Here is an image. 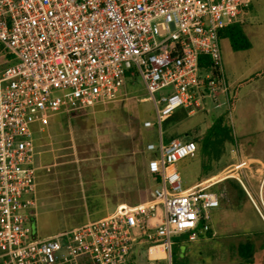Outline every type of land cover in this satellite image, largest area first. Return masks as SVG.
I'll return each instance as SVG.
<instances>
[{
    "label": "built area",
    "instance_id": "2783aa9c",
    "mask_svg": "<svg viewBox=\"0 0 264 264\" xmlns=\"http://www.w3.org/2000/svg\"><path fill=\"white\" fill-rule=\"evenodd\" d=\"M248 8L247 0H0V264H174L175 236L194 242L200 226L212 232L214 188L226 177L185 187L178 164L196 157L197 144L166 143L162 125L180 108L204 110L208 98L231 106L220 37ZM135 76L156 111V123L144 122L158 132L146 146L158 183L151 199L39 238L33 127L116 102Z\"/></svg>",
    "mask_w": 264,
    "mask_h": 264
},
{
    "label": "rangeland",
    "instance_id": "374dc122",
    "mask_svg": "<svg viewBox=\"0 0 264 264\" xmlns=\"http://www.w3.org/2000/svg\"><path fill=\"white\" fill-rule=\"evenodd\" d=\"M247 1L249 8L240 27L250 47L235 51L225 32L220 37L222 68L232 93L231 106L226 104L215 108V104L208 98L204 103V110L187 115V110L180 108L175 112L174 118L165 123V134L162 128L164 140L169 134L182 141H195L204 135L216 118L225 115L236 137V143L226 147L227 154L220 163L213 164V175L199 179L202 172L199 155L186 158L178 164L185 187L216 175H219V178L226 177L214 188L220 195V206L210 211L214 235L200 232V226L197 230L198 239L194 242L188 241V234L174 237L176 243L185 245L183 251L187 250L186 255L190 262L264 264V222L259 213L260 210L264 214V0ZM6 65L5 59L0 57V70ZM127 83L126 89L122 90L126 96L119 97V100L109 104V107L105 106L112 111L111 121L117 124L118 129L134 127L135 135L142 138L144 144L157 143V126L146 128L142 125L146 118L156 123L153 102L141 100L147 95L143 81L140 76H135L129 78ZM62 115L51 119V124L55 122L68 125L69 118L65 114ZM176 117L184 119L170 125ZM168 125L169 127H166ZM39 127L40 125H35L34 131H38ZM165 142L168 143L166 140ZM54 153L47 152L41 162L53 160ZM150 155H146L145 164ZM86 156L89 158L91 154L83 153L81 158L84 160L76 161L70 160V157H61L56 160L55 166L44 170L40 181L35 223L39 238H47L56 232L79 227L87 222L89 212H95L98 203L91 193L85 203L79 200V193L56 185L63 178L72 179L70 181L73 182L76 177L87 175L92 160L85 159ZM151 188H154V185ZM246 245L252 246L253 256L250 259L241 251ZM145 255L146 253L142 259L144 263ZM135 262L133 259L128 264Z\"/></svg>",
    "mask_w": 264,
    "mask_h": 264
},
{
    "label": "crops",
    "instance_id": "0c3cea01",
    "mask_svg": "<svg viewBox=\"0 0 264 264\" xmlns=\"http://www.w3.org/2000/svg\"><path fill=\"white\" fill-rule=\"evenodd\" d=\"M124 96L126 93L122 91L120 97ZM141 100L147 101L145 96ZM106 106L109 107V104ZM108 107L98 105L94 109L67 115L70 120L68 125H59L55 122L51 124L54 116L46 127L35 133L38 197L44 170L55 166L56 160L61 157H70L72 161L84 160L81 158L83 153L91 154L89 158L85 157L92 160L87 175L76 177L73 182L70 181L72 179L63 178L56 184L64 186L68 191L79 193L81 202L87 203L88 194H92L98 206L95 207V212L87 214V222L110 215L121 204L137 205L148 201L151 199L152 189L158 185L157 181L148 174L147 164L144 162L146 155L150 154L146 150L148 143L144 144L142 138L135 135L132 126L118 129L117 124L111 121L112 111ZM147 120L146 118L143 121V126ZM47 152H55V158L49 162L44 160L41 162ZM262 183L263 179L261 185ZM153 185L154 188H151ZM212 235H214L213 226L210 236ZM198 263L206 264L204 261Z\"/></svg>",
    "mask_w": 264,
    "mask_h": 264
},
{
    "label": "trees",
    "instance_id": "16d2710c",
    "mask_svg": "<svg viewBox=\"0 0 264 264\" xmlns=\"http://www.w3.org/2000/svg\"><path fill=\"white\" fill-rule=\"evenodd\" d=\"M226 35L229 37L231 44H232V48L235 51L238 50H243V49H248L250 47V44L245 36V34L243 33L240 25H234L230 28H228L225 31ZM1 45H0V52H1ZM204 65H202L203 67ZM210 64L207 63V67L209 68ZM236 91L234 93V95L236 96ZM234 96V98H235ZM234 103V99L232 100V104ZM176 115V113H174L173 115H171L170 117H168L163 125V131L165 130V123L169 122L171 119L174 118V116ZM188 115V113H187ZM186 117V115H185ZM184 119V117H176V119H174L171 123H169L170 125H172L173 123L176 124L177 122H180ZM166 127H169L166 126ZM165 134V131H164ZM177 137H175L174 135H169L167 134V136L165 137L166 141H171L172 139H175ZM195 142L197 144V155H199V157L201 158L202 161V172L199 175L200 178L202 179L206 176H210L212 173V166L214 163H220V161L222 160L223 156L225 157V154H227L226 152V147L230 144H235L236 143V137L234 135V131H233V127L232 125L226 120L225 115H222L218 118H216L214 120V122L212 123V125L206 130V132L204 133V135L200 138H196ZM196 155V156H197ZM213 175V174H212ZM235 181H237L236 179H234ZM239 183V181H237ZM236 186V185H235ZM241 187V185H240ZM243 192H245L244 189H242ZM246 194V192H245ZM264 246V244H263ZM183 248H185V245H181L176 243L174 245V249H173V261L174 264H189L191 263L189 258L186 255V251H183ZM242 253H245V257H249L252 258L253 256V250H252V246L250 245H246L245 247H242Z\"/></svg>",
    "mask_w": 264,
    "mask_h": 264
}]
</instances>
